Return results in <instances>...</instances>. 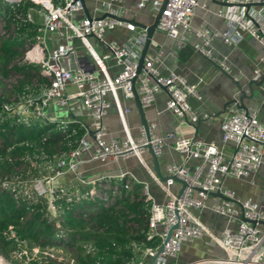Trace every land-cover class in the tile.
I'll list each match as a JSON object with an SVG mask.
<instances>
[{
	"label": "built area",
	"instance_id": "1",
	"mask_svg": "<svg viewBox=\"0 0 264 264\" xmlns=\"http://www.w3.org/2000/svg\"><path fill=\"white\" fill-rule=\"evenodd\" d=\"M39 5L40 20L35 26L37 35L24 43L19 60L34 63L37 71L45 80L38 81L35 93H22L15 98H8L0 103V113L14 116L16 119L28 121L32 119L49 120L45 117L44 108L47 103L66 104L75 99L79 110H83L84 119L78 118L79 113H71L67 118L55 119L57 126H63L67 121L77 122L82 127L75 143L65 150L45 155L40 152V162L43 172L31 176L25 184L20 180L0 178V187H10L14 193L37 195L45 198V207L50 215L55 214L52 202L53 189L59 185L57 178L65 171L73 172V177L79 186L89 185L88 195L104 199L112 196L119 189L124 190L131 185L133 176L128 171L116 174L115 181H106L99 187L89 179H83L76 169L82 160L79 153L88 152V157L97 161L113 160L117 157L132 154L144 165L140 152L144 143H149L154 154L160 151L163 138L155 132V121L146 120L147 138L140 123L136 133L131 134L125 122V112L128 106L123 102L131 98L130 83L138 101L142 106L149 105L154 94L158 91L165 93L163 107L173 115L185 117L189 121L196 120V113L188 102V96L198 98L196 87L187 82L182 75L169 69L160 73L152 61L153 54L142 57L141 66L135 71L136 59L144 37L143 28L132 21L117 19L108 15L85 16L78 0H32ZM121 0H104V12L113 13L115 5ZM147 0H133L139 8ZM158 2L161 0H153ZM197 0H165L156 19L154 29L176 40V43H186L183 32L188 29L189 17ZM224 6L217 7L214 13L224 19L222 29H209L204 25L191 28V32L199 41L188 44L192 50L210 57L223 69V58L214 57L208 45L211 37L218 36L225 43L236 41L242 34H247L264 47V0H224ZM246 4V5H245ZM157 5V6H158ZM81 12V13H79ZM79 13V14H78ZM32 20L29 10L24 12L22 19ZM114 25H121L128 31V37L121 43L106 39L103 32ZM52 32L57 41L48 46L45 34ZM95 37L111 55L118 69L107 72L102 62L103 55L93 51L86 36ZM77 38L91 58V66L85 59L79 60L74 55L71 39ZM63 59V61H61ZM264 58L258 55L254 60L252 72L257 73ZM68 87H70L68 89ZM264 90V77L260 84ZM108 94V97H106ZM113 103L122 136L120 138H104L105 128L101 123V115L109 103ZM220 144L204 140L194 135H177L171 143V148L179 151L180 161H170L164 164V175H175L180 182L178 188L171 190L168 185L174 181L171 177L163 179L150 174L151 178L163 190L164 198L154 201L146 190L145 183L140 184V193L148 200L146 218V237L154 236L153 245H133L136 258L133 262H114L92 264H145L154 255L151 264H166L165 256H172L183 241L199 237L208 232L193 209L207 208L221 214L224 223L217 234H212L214 241L225 251L226 255L220 260L226 264H261L263 261L258 245L262 236L258 233L257 221L264 219V213L252 200L240 199L231 190L220 188L224 175L243 177L252 173L264 150L261 140L264 138V127L256 118L253 109L239 107L234 104L226 108L225 114L219 121ZM229 141L231 148L227 154L221 149V143ZM48 156V157H46ZM189 157L197 161L188 164ZM110 177V176H107ZM118 179V180H117ZM91 182V183H90ZM106 190V191H105ZM218 191V196L210 202H205L207 193ZM57 224V221H55ZM170 227L163 240L166 229ZM9 229V227H8ZM11 233V231H10ZM24 242L18 240V245ZM161 248L154 254L157 246ZM17 245V246H18ZM89 248L85 245V249ZM22 247L10 251L12 257H19ZM56 259L61 257L53 256ZM4 256L0 254V264H5ZM69 260H71L69 258Z\"/></svg>",
	"mask_w": 264,
	"mask_h": 264
},
{
	"label": "crops",
	"instance_id": "2",
	"mask_svg": "<svg viewBox=\"0 0 264 264\" xmlns=\"http://www.w3.org/2000/svg\"><path fill=\"white\" fill-rule=\"evenodd\" d=\"M84 5L87 12L92 15L101 14L106 7L104 0H84ZM157 5L158 2L147 0L143 6L136 8L133 0H121L114 7V14L124 20L132 19L142 23H149ZM224 5V0H197L189 17L188 29L183 32L185 41L188 44L199 41L198 37L191 32V28L198 25H204L209 29H222L224 19L220 15L215 14L214 10ZM38 15L40 20V14L38 13ZM128 35V31L121 25H114L103 32L104 38L112 39L117 43L123 42ZM86 39L94 52L98 55L105 54L102 62L106 66L107 72H115L118 69V65L113 62L107 49L92 35L86 36ZM45 40L47 45L50 46L58 39L52 32H48L45 34ZM72 44L75 57L79 60L85 59L89 67H92L90 65L91 58L79 40L73 38ZM182 44H177L173 38L164 35L157 29H153L145 51V54L155 55L152 63L160 73H165L169 69L179 73L187 82L195 85L198 93V98L188 96V102L196 113L195 121H189L187 118L185 120L183 117L179 118L165 109L163 107L165 98L163 91L156 92L152 102L147 106H142L145 120H154V130L163 138L160 151L156 154V166L160 175L165 174L164 164L166 162L181 160L182 154L171 148V143L175 136L194 135L220 144L218 124L225 114L226 108L233 104L230 102L222 108V103L236 93L230 80L200 53L194 50L189 53H178ZM208 45L214 57L224 59V70L233 75L240 83V86L245 88V91L246 81L249 78L257 79L264 71V65L261 64L257 73L252 72L256 57L262 55L264 58V47L245 33L232 43H225L218 36H214L210 38ZM260 84L261 81L258 84L250 83L251 95L243 97L242 102L245 107L254 110L256 118L264 127V90L261 89ZM106 97H108V94ZM123 102L128 106V110L125 112V122L129 132L135 134L139 117L132 97L125 99ZM44 112L45 117L49 120L67 118L71 113H79L78 118L84 119L83 110H79L75 99L68 100L66 104L47 103ZM100 120L105 128V139L111 137L120 138L122 136V130L113 103H109ZM230 148L231 143L229 141L221 143V149L224 154H227ZM79 157L82 160L78 163L76 169L80 172L83 179H89L93 185L99 187L101 183H106L105 180H98L103 176H110L116 179L113 176H116L118 172L128 171L133 176L131 184L133 182H144L148 194L154 201H161L164 198L163 190L150 176V174H154V165L150 154L145 148L140 152L144 165L132 154L117 157L113 160L97 161L90 159L87 151H82L79 153ZM196 161L197 159L193 157L187 159L188 164ZM57 181L61 185L78 184L71 171H65L57 178ZM178 185L179 183L174 180L168 185V188L175 190ZM220 188L231 190L233 195L240 199L246 198L254 201L264 213V150L256 169L252 173H248L243 177L224 175L220 181ZM217 196L218 191H211L206 194L204 200L205 202H210ZM193 211L208 232H204L199 237L191 240L183 241L174 255L164 257V262L166 264H226L220 260L226 255L225 251L212 238V234H217L222 227L224 217L205 207L193 209ZM256 226L258 233L262 236L258 250L261 252V257L264 261V219L257 221ZM261 264H264V262Z\"/></svg>",
	"mask_w": 264,
	"mask_h": 264
},
{
	"label": "trees",
	"instance_id": "3",
	"mask_svg": "<svg viewBox=\"0 0 264 264\" xmlns=\"http://www.w3.org/2000/svg\"><path fill=\"white\" fill-rule=\"evenodd\" d=\"M31 4L29 0H0V17L4 19L5 31H10L0 35V103L13 94L35 93L32 82L45 80L34 63L19 60L22 42L37 35L34 20L22 19ZM9 76L11 81L4 80ZM54 122L22 121L0 113V178L25 181L44 171L40 152L50 155L75 143L82 127L74 121L60 127ZM15 172L19 173L16 178H8ZM98 180L115 179L103 176ZM88 187L77 183L57 185L52 196L54 215L47 212L43 196L24 195L20 190L14 193L9 186L0 187V254L15 260L10 251L23 239L38 247L34 253L37 258L29 264L133 262L136 258L133 245L156 242L154 236H145L148 200L140 193L138 182L126 190L119 186L116 193L104 199L88 195ZM54 244L69 252L67 259L41 252L43 247ZM85 245L89 248L85 249Z\"/></svg>",
	"mask_w": 264,
	"mask_h": 264
},
{
	"label": "water",
	"instance_id": "4",
	"mask_svg": "<svg viewBox=\"0 0 264 264\" xmlns=\"http://www.w3.org/2000/svg\"><path fill=\"white\" fill-rule=\"evenodd\" d=\"M165 0H161L159 5L157 6L153 16H152V19L149 23H142V22H139V21H136V20H132V19H129L131 20L136 26H139L141 28H143L144 30V37H143V40H142V43L140 45V48H139V53H138V56H137V59H136V67H135V71H138L140 66H141V61H142V57L146 51V48H147V45H148V42H149V39H150V36H151V33L154 29V25H155V22H156V19L158 17V14L163 6V3H164ZM78 2L80 3L81 5V9L84 13L85 16H89V13L87 12L86 10V7L84 5V0H78ZM246 5V4H245ZM103 15H108V16H111V17H115L117 19H123L113 13H108V12H102L101 14L97 15V16H103ZM90 35V34H89ZM71 43H72V39H71ZM192 51V48L184 43L182 44L180 47H179V50H178V53L180 52H185V53H189ZM198 52V51H196ZM199 53V52H198ZM201 54V53H200ZM205 59H207L211 64L214 65V67H216L222 74H224L229 80L230 82L233 84L234 88H235V95H231L230 97H228L227 99H225L222 103V108L232 102L235 106H239V107H244V103L242 102V98L243 97H248L251 95V90H250V83H254V84H258L264 77V71L261 73V75L257 78V79H253V78H249L247 81H246V91H245V88L241 87L240 86V83H238L237 79L234 78L233 75H231L229 72H227L226 70H224L220 65H218L214 60H212L210 57L206 56V55H203L201 54ZM130 89H131V97H132V100H133V103H134V106L136 108V111L138 113V117H139V123L141 124L142 128H143V131H144V135L145 137L147 138V132H146V120L143 116V111H142V107L138 101V98H137V95H136V92L134 90V87H133V79H131V83H130ZM185 119V117H184ZM186 120V119H185ZM194 125V124H192ZM261 143L264 145V138L261 140ZM143 147L148 151V153L150 154L151 156V160H152V163L154 165V174L159 177L160 179H163V178H166V177H171L172 179L174 180H177L178 182H180V186L178 188V191L180 190L181 186L184 184L183 180H181L180 178H178L177 176L175 175H160L158 170H157V166H156V155L154 154V152L151 150V147L149 145V143H144L143 144ZM169 229L170 227H168L166 229V232H165V235H164V238L163 240L166 238L168 232H169ZM161 248V244H159L154 252V254ZM154 255H151L145 264H151L152 263V259H153Z\"/></svg>",
	"mask_w": 264,
	"mask_h": 264
},
{
	"label": "rangeland",
	"instance_id": "5",
	"mask_svg": "<svg viewBox=\"0 0 264 264\" xmlns=\"http://www.w3.org/2000/svg\"><path fill=\"white\" fill-rule=\"evenodd\" d=\"M30 2H32L31 4V7L28 9L29 12H30V17L32 18V20H34V22L37 24L39 22V15H38V11H39V5L35 2H33L32 0H29ZM18 15V14H17ZM19 16V15H18ZM9 29L12 28V24H10L8 26ZM6 27L4 25V19L2 17H0V35H6L7 33H10L9 32H6ZM28 38H26L23 42H22V49H23V45L24 43H27L28 42ZM18 58V55L17 56H14L13 57V60L14 59H17ZM61 61H63V59H61ZM12 77L9 76L7 78H5L4 80H8V81H11ZM37 82L38 80H34L32 82V84H34V88L36 89L37 87ZM70 87H68L69 89ZM15 96V94H13L12 96L8 97V98H11L13 99ZM13 97V98H12ZM16 97V96H15ZM37 120H42L40 118H38ZM55 123V122H54ZM59 151H61L60 149L57 150L56 152L59 153ZM48 157V156H46ZM40 169V168H39ZM19 175L18 172H15V173H10L8 175V178H12V177H15ZM30 178V177H29ZM27 178V180L29 179ZM27 180L25 181H22L21 182V185L22 184H25V182H27ZM60 184V182H58ZM61 185V184H60ZM18 190L20 189V184L18 185ZM106 191V190H105ZM16 245H18V241L16 242ZM31 243H27V242H22L21 244H19L18 246H21L22 247V251L20 252V255L19 257H16V261L15 260H10L8 258H4V261H5V264H29V261H32L33 259H36L37 256H34V253H36V250L38 249L37 245L35 244H32L31 246ZM27 247H30L29 249ZM44 251H48L49 253H51L53 256H58V257H61L63 260L64 259H67L68 256H69V252L64 250L63 247H61L60 245H57V244H54V245H48L46 247H43L42 248ZM69 260V259H68ZM70 261V260H69Z\"/></svg>",
	"mask_w": 264,
	"mask_h": 264
}]
</instances>
